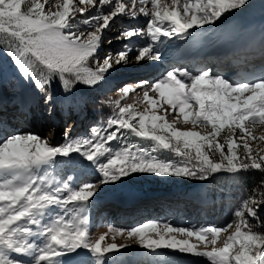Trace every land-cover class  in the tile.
<instances>
[{
	"label": "snow or ice",
	"instance_id": "1",
	"mask_svg": "<svg viewBox=\"0 0 264 264\" xmlns=\"http://www.w3.org/2000/svg\"><path fill=\"white\" fill-rule=\"evenodd\" d=\"M79 2L95 7V0ZM137 2L143 5L138 10ZM99 3L112 5V0H99ZM129 3L132 9L126 11L127 4L122 0H115L108 14L93 18L97 24L94 25V30L85 34L78 30L65 31L71 28L75 11H79L81 15L85 11L83 8L73 9V15L69 17L70 0L64 3L63 11L51 15L44 13V5L39 0H0V31L19 41L13 51L15 62L24 77L37 85L49 114L54 107L49 91L53 78L62 81L65 91L71 93L76 84L95 85L114 65L131 63L130 49L127 46L125 51L117 53L115 57L109 53L102 60L96 58L101 33L118 15L134 20L138 11L149 18L146 31L136 28L125 30L121 35L129 39L147 36L150 43L138 50L136 59L156 61L160 56L155 54L154 46L160 42V38L187 39L191 35L190 29L213 24L229 10L247 7L250 0H183V3L181 0H172L170 5L161 4V0H129ZM25 4L27 8L23 10L22 6ZM90 58L97 60L95 70L87 66ZM29 69H32L31 76ZM178 72L179 76L187 77L191 83L179 79L176 71H169L166 79L150 86L152 91L158 92L159 97L173 109L179 106V113L184 115L185 121L192 116L194 125L199 120L206 121L216 133L225 125L239 128L242 145L230 141L225 153L224 144L216 141L215 135L203 137L194 132L176 130L167 122L160 123L163 117L138 114L131 105L120 107L119 102L116 117L109 118L107 122L109 126L115 125L116 130L107 135H101L93 129L95 134L91 137L73 140L66 132L63 146L50 145L45 138L35 134L13 135L0 142V172L12 174V179L0 183V264H22L15 256L33 253V264H58L60 257L81 247L100 256L125 247L112 243L102 248L101 243L105 239L103 235L98 241L91 243L86 238L88 218L75 215L70 219H66L65 215L57 216L38 233L43 238L42 242L33 243L34 229L39 227L34 218L38 213L50 206L64 210L65 214L83 211V202L89 201L97 190L93 184H85L79 189L70 187L68 183L54 187L51 181L44 178L25 176L33 169L50 164L58 156L69 157L71 153H79L94 163L106 156V162L98 165V171L102 174L101 183L104 184L119 182L132 174L187 177L206 181L213 174L222 171L235 174L258 169L264 172V156L254 154L248 141L244 139L245 135H250L246 122L250 121L254 125L259 121L264 124V79L234 85L220 76L210 75L207 70L197 75L184 69ZM140 83L142 86L147 84ZM130 90L131 86L125 85L122 89L123 96L126 97ZM144 98L153 106L159 103L150 99L148 91H144ZM192 100L198 105V110L194 113L186 112V108L192 107ZM120 129H128L137 137L154 141L182 159L178 162H165L142 149L136 148L133 151L128 146L113 151L106 145L119 138ZM252 139L255 140L256 137ZM238 148L241 150L238 151ZM216 152L220 153L219 160L211 158ZM65 191L67 196L63 195ZM75 202H81L79 207ZM70 203L73 204V209H68ZM251 203L252 206H249V202L245 201L242 208L235 210L234 215L240 218V222L236 225L235 233L227 237L222 247H217L218 238L221 232L231 227L230 224L224 228L202 226L197 230L149 221L130 230L115 231L117 235H124L126 231L129 239H136L143 248L154 252L156 249L179 247L181 252L206 257L211 264H264V235L253 232L252 225L244 218L245 211L249 216L257 217L258 207L264 205V198L257 200L252 197ZM172 233L195 237L205 249L210 250L196 251V245L189 243L187 239L177 240L170 235Z\"/></svg>",
	"mask_w": 264,
	"mask_h": 264
},
{
	"label": "rangeland",
	"instance_id": "2",
	"mask_svg": "<svg viewBox=\"0 0 264 264\" xmlns=\"http://www.w3.org/2000/svg\"><path fill=\"white\" fill-rule=\"evenodd\" d=\"M65 2L66 0H39V3L44 5V9H43L44 13L48 15L63 11V5ZM122 2L127 4L126 11L132 9V5L131 3H129V0H122ZM192 2H195V0H192ZM171 3L172 0H162L161 4L170 5ZM181 3H183V0H181ZM114 4H115V0H112V5H107V4L101 5L99 3V0H95V7H93L90 5L81 4L79 0L76 2L75 0L73 1L70 0V5H72V7L69 9V17L73 15V9L83 8L85 9V11L83 15H81L79 11H75L74 20L71 22L72 23L71 28L65 29V31L75 32L78 30L80 32H84L85 34H87L88 32L94 30L93 27L94 25L97 24V21L93 18H98L101 15L108 14L111 11V7ZM137 6L140 7V4H136V9L138 10L139 8ZM148 7L151 6L149 5ZM139 17H143L145 20L149 19L148 17L143 16V14L137 11V16L134 19V21ZM127 21H130V23L134 22L128 16L118 15L117 17L114 18L112 22H110L109 27L104 29L103 32L101 33V42L96 52V58L102 60V58L107 56L109 53L113 54V57H115L117 53L121 51H125L126 50L125 46H127L130 49L129 56L131 59V63L128 64L122 63L120 65H114L112 70H110L108 73H105L104 78L99 82H105L107 86L101 87L100 92H102L106 97L120 100L121 102L124 103L125 107L131 105L132 109L138 114L146 113L148 115H156L159 117H163V119L159 122L160 123L167 122L176 130L183 132H194L197 133L199 136H203V137H209L210 135H212L215 132V130H213L211 124L207 123L206 121L199 120L194 125L192 123V119H193L192 116H189L188 121H185L184 115L179 113V106H177L176 109H173L170 105L165 103L159 97L158 92L152 91L150 86L160 82L161 80L166 79L167 73L169 71H176L177 77L183 80L184 82L186 81L185 79L188 78L179 76L178 70L177 69L174 70L173 67H171V65H173L172 63H167L169 65H166L165 58L167 56V53L164 56L162 62H160L159 60L153 61L149 59H143L138 61L136 59V56L138 55V50L140 48L145 47L146 43H144L145 42L143 41L144 39L139 41L138 40L129 41V38H125L121 35L122 32L128 30V27L126 25L130 23H128ZM220 24L221 27H219ZM217 28H219V30ZM189 31L190 34L195 33L194 35L189 36L191 37L190 41H189L190 39L189 37L187 39H179V40L186 41L187 43L185 45L188 46L189 43L191 47H193V49L197 51L196 48H198V51L202 53L200 54V56H198V54L194 55L195 56L194 60H198V63H201V67L199 68L204 69L205 71L207 69L206 65L208 64L203 63L204 61L203 58L207 57L210 59L211 63L208 66L212 67V69L215 67L214 74L212 75L211 73L212 76H220L221 78H224L222 77V75H220L222 74V71L224 69L231 70V72L234 73L232 71L234 68L233 65H227V64L234 63L236 56L235 58L233 57L234 55H231V57L221 56L220 58H218L216 57L217 55L215 54L205 55L203 50H205L206 53H210L211 52L210 49H212V50H216L218 53L221 54L222 51L223 50L226 51L232 43H235L234 47L238 46V48L244 50L245 52L242 55L243 56L242 61H240V64L238 66L239 69L243 68V66L246 65L264 66V0H250V4L247 7L243 9L229 10V12L222 14L220 20H217L213 24L204 25L203 28L194 27ZM155 54L161 55V52L155 48ZM237 56L238 58H241L239 57L240 55ZM93 60L95 61L96 59ZM191 60L192 58H188V61ZM0 61H2L1 55H0ZM89 62L90 61H88V63ZM2 63H0V70H1L0 130L1 129L3 130L6 124L9 127H11L13 130L20 129L21 131L19 134H23V135L35 134L37 136L45 138L50 145H56V146H63L65 144L66 132L68 134V137L73 139V137L79 132V129L82 127L83 124L81 121V113L84 110V105L82 104V102L78 100L74 105L76 110L79 109V113H78L76 111H73L72 108H70L73 106V104L71 103L68 97L57 96V94H53L52 92L51 95L53 97V102H54V107L52 109V112H59V113L60 111L68 112L67 115L68 119H66L63 124H60L61 129L56 131L54 130V127L51 126V123L55 124L57 117L60 118L61 113L59 115L58 113H56L55 114L56 116L50 118L52 114L49 115L47 113L49 112L48 106L47 105L45 106V104L43 103V96L37 90L36 85L28 87V90L24 91V93L22 94L18 90H11L10 93L12 95H10L8 93L9 92L8 87L4 88L3 86L6 85L2 86V84L8 82L14 84L16 87L20 86V84L22 86L23 73L19 65L9 71L7 67ZM95 63L97 65V60L95 61ZM178 66L180 67V64H178ZM189 70H195V69H189ZM9 77L10 79L9 81H7ZM256 77L261 78L260 80L264 79V71L261 70V68H259V70L256 72ZM254 79L255 77L248 78L247 76L241 75V77H236L233 80H228V79L227 80L232 84L236 85L242 83H254L252 82V80ZM140 82H147V84L142 86ZM125 85H130L132 89L128 92L126 97L123 96V92H122V89L124 88ZM12 91L15 92L12 93ZM144 91H148L150 99L156 100L159 103L153 106L149 102V100H145ZM245 95H247V93ZM35 97L37 103L34 104ZM190 103L192 107L186 108L185 111L189 113H194L195 111L198 110V105L194 100L190 101ZM27 104L30 106L28 110L25 109ZM39 111L42 112L40 114L43 116L42 118H44L46 121L39 117ZM71 111L75 112L76 118H73L74 113ZM36 113L37 115L35 117H32V114L35 115ZM2 119L5 120V122L2 121ZM33 119L35 122H31V120ZM48 120H50V122L47 124ZM7 121H9L8 123L10 124H7L6 123ZM88 125L94 126L93 122L89 123ZM40 126L44 128H42L41 130H37V127ZM246 129L247 132L250 133V135H245L244 139L248 141L249 146L253 149V153L259 154L260 156H264V124L259 123V121H257V123L253 125L249 121L246 122ZM13 135H17V134H11L10 137ZM226 136H227L226 140L228 142L235 141L237 144L240 145H242L243 143V141L239 139L241 136V130L239 128H235V126H233L231 131L226 132ZM252 137H256V139L253 140ZM218 142L221 143L220 141ZM82 158L84 157H82L81 155L78 156L77 153H71L69 157L58 156L55 158V160L52 163L42 166L39 169H33L32 172L25 174V176H37L39 178H44L46 180L51 181L53 184L55 181L53 175H55V173H58V177H62V175H66V179H63L62 182L60 181L61 182L60 185H63L64 183H68L70 187L79 189L81 186L85 184H93L97 189L94 196L91 197L89 201L83 202L84 203L83 211L80 212L72 211L65 214L64 210H62L63 212H58L54 209L55 207L50 206L47 210L40 213L42 215L41 220L48 218L51 219L47 222L44 221L45 223L43 224H41L42 222H39L40 221L39 219L38 220L36 219L41 229L42 227L44 228L50 225L55 220V218L60 215H65L66 219H70L74 215L78 217H87L88 224H87L86 238L91 243H95L96 241L99 240L100 236L103 235L105 236V239L101 243L102 248L106 247L109 244L116 243L117 245L125 246L122 247L120 251L117 252H129L130 250L131 251L134 250L138 252L137 249L133 247H142V246L137 242L136 239H129L127 237L126 231L124 235H117L115 230L117 229L130 230L138 225H142L143 223L149 221L168 223L170 226L184 227L186 229L198 230L202 226H215L219 228H224V226L220 227L218 224H216L213 218L210 219V213L212 212L208 211L209 204H207V201H205L207 206L205 205L204 200L200 201L202 203L200 205L202 206V210L193 213L192 210L196 206H198L196 202L188 203L189 204L188 206L187 203L182 201L186 206L183 208L184 210H179V206L176 204L177 199L174 200L169 199V201L173 203V206H176L178 210H176L173 213L158 214V212L155 210L160 208V202L164 201V199L163 200L159 199L158 194H154L151 196L142 195L140 192L136 190L131 191L129 189L120 187L124 185H118V187H115L116 188L115 189L110 187L108 184L101 183L102 174L99 173V171H97L96 173H92L96 176L89 177L88 171L90 169L93 170L95 169L92 167L91 161L87 159L84 160ZM67 169L68 170L72 169L75 172L71 173ZM254 171L257 174L263 173L258 169H249L247 172L249 175H251ZM38 173H40V175H38ZM5 176L6 173L0 172V178L3 179L1 182L7 181V178ZM212 178L214 179V176H212ZM63 195L67 196L68 193L65 191ZM116 195H120L118 196L119 200H124V202L132 203L134 207L147 205L152 210H154L155 214L152 213L153 216L163 215L165 218L159 220L139 219V221L132 223L127 221L132 216V214H127L125 217L126 219L124 218V220L120 221V219L118 218L120 217V215L118 214L120 213V211L126 212L127 207L125 205L123 207L120 204L121 207L118 206L120 208V211L113 209L116 203L113 200L116 199ZM141 197L143 198L151 197V200L146 203H139L142 200H147L143 198L140 199ZM261 198H264V195L258 197L257 200ZM102 199H110V200L102 201ZM100 201L102 205L99 207L98 212H96L98 209V208L96 209V206L100 204ZM248 202L249 205L252 206L251 201ZM79 204L80 203L78 202L76 203L77 207H79ZM102 208H109V211H112L113 213L108 215L106 212L101 211ZM68 209H73L72 203L68 205ZM188 210L190 213L187 214L186 212ZM258 212L264 214V205H260L258 207ZM44 213L50 215V217L43 215ZM167 214H171V215H167ZM51 216L53 218H51ZM236 225L237 223H234L231 225V227L227 229V231L221 232L220 237L218 238L217 241V247H222L227 237L235 233ZM110 228L113 230L110 231L109 230ZM150 235L154 236V234L152 233H150ZM170 235L174 236L177 240H184V239L189 240V243L196 245V249H195L196 251L210 250V248L205 249L203 244L198 242L195 239V237L189 238L179 233H172ZM113 237L115 238L113 239ZM81 248L82 249L80 250L79 248L77 249L76 251L77 254L79 253V251L81 252V250L82 252L86 251L87 259H90V257L95 255L89 249L83 247ZM160 250L169 252L170 255L175 256L173 258L174 260L176 259L183 260L185 264L188 258L190 260L191 257L192 262L197 264V262L192 259L196 255H194L191 252L182 253L179 250V247L162 248ZM180 253H182L183 255L187 254L189 256L183 257L180 256ZM197 257L200 256H196V258ZM200 258H202V256ZM159 262H161V259L159 260ZM162 263H164V261ZM207 263H210V261H206V262L201 261L199 264H207Z\"/></svg>",
	"mask_w": 264,
	"mask_h": 264
},
{
	"label": "trees",
	"instance_id": "3",
	"mask_svg": "<svg viewBox=\"0 0 264 264\" xmlns=\"http://www.w3.org/2000/svg\"><path fill=\"white\" fill-rule=\"evenodd\" d=\"M26 8L27 4L22 6L23 10H26ZM18 45V40L11 37L8 33L0 31V55L9 71L18 66L13 55V51ZM89 61L88 67L95 69L97 66L95 63L96 60L94 61L90 58ZM31 73L32 69H29V76H31ZM26 80L29 87L36 85L33 80ZM105 86H107L105 82H97L92 86L78 83L73 87L71 93H67L64 89L63 82L58 78H53L49 89L50 94L53 92L57 96H66L73 105H75L76 101L80 100L84 105V110L81 113V121L83 124L79 132L73 137V140L91 137L95 134L93 129L99 131L101 135H107L116 130L115 125L109 126L107 122L109 118L116 117L118 113L117 102H119L120 107H125V105L120 100L106 97L100 92L101 87ZM138 119L139 116H137ZM91 122H93L94 126L88 125ZM132 123H136V121H132ZM232 128L225 125L221 129L222 131L219 133L214 132L209 136L215 135L216 141L224 144L223 151L225 153L228 150L226 132L231 131ZM118 137V139L111 141L106 146L111 147L113 151L121 150L125 146L131 147L133 151L139 148L165 162H178L182 159L181 157H177L173 151L163 149L154 141L135 136L128 129H120ZM153 149L156 150L153 151ZM192 154L194 155V150ZM77 155L79 156L80 154L77 153ZM211 158L219 160L220 153L216 152ZM82 159L86 160L85 157ZM106 159L107 157L105 156L96 163L91 162L94 168L98 170L99 163L106 162ZM213 176L214 179L210 177L206 181H199L187 177H159L152 174H132L122 178L119 182L108 183V185L112 188L118 187V185H124L120 187L136 190L141 192L142 195L150 196L157 193H166L174 198H179L180 196H205L207 198V204H209L208 211L212 212L210 213V219L213 218L214 222L220 227L234 223L238 224L240 218L234 215L235 210L242 208L244 202L251 201L252 197L257 199L264 195V172L257 174L254 171L249 175L247 171H241L235 174L222 171L213 174ZM244 218L252 225L253 232L264 235V214L258 212L257 217L254 218L249 216L247 211H245ZM244 231H247V229H244Z\"/></svg>",
	"mask_w": 264,
	"mask_h": 264
},
{
	"label": "bare ground",
	"instance_id": "4",
	"mask_svg": "<svg viewBox=\"0 0 264 264\" xmlns=\"http://www.w3.org/2000/svg\"><path fill=\"white\" fill-rule=\"evenodd\" d=\"M73 1V0H72ZM76 1H78V0H75V2ZM161 3H162V0H161ZM137 4H139V2H137ZM143 5H140V7H142ZM149 6V5H148ZM72 7V5H70V7H69V9ZM138 7V6H137ZM139 8V7H138ZM141 18V17H140ZM139 20V19H138ZM134 21V20H133ZM130 22V21H129ZM128 22V23H129ZM116 24H117V22H116ZM117 29H119V28H117ZM195 34V33H194ZM194 34H191L190 36H192V35H194ZM190 39H189V41L191 40V37H189ZM143 39H146V36H144L143 37ZM192 39H195V38H192ZM129 40H142V38L141 37H139V36H137V37H133V38H130ZM176 40H178V39H175V38H173V39H169V38H164V37H162V38H160V42L158 43V44H156L155 46H154V48H156L158 51H160L161 52V56L163 57V58H160L159 59V61L160 62H162L163 61V59H164V56L166 55V53H167V56H168V54H169V52H171L172 50H174L175 49V55L174 56H166V58H165V61H166V65H169V64H167V63H172L173 65H171V67H173V69L174 70H176V69H178V70H180V69H186L187 68V66L189 65L181 56H180V54H178V50H176V48L175 47H177L178 45L177 44H174V41H176ZM148 43H150V41L149 42H147L146 43V45L148 44ZM187 42L185 41V44H186ZM248 44V43H247ZM246 44V45H247ZM145 45V46H146ZM252 47V46H251ZM191 48V49H190ZM237 48H238V46H237ZM193 49V47H191V45L188 43V48H187V50H186V52H188V53H193L194 52V49ZM228 50V49H227ZM182 51V50H181ZM211 53V52H210ZM197 54V53H196ZM196 54H194V55H196ZM202 54V53H201ZM212 54H215V53H212ZM236 54H238V52L236 53ZM215 55H217L216 57H218V58H220L221 56H224V55H222V54H215ZM195 57V56H194ZM215 57V58H216ZM204 59V61H203V63H205V64H210L211 63V61H210V59L209 58H207V57H204L203 58ZM189 62H191L192 64H193V66H192V69H195V70H189L190 72H191V74L192 75H197V74H200L201 72H203L204 71V69H201V68H195V66L196 65H198V60H194V58L191 60V61H189ZM223 62V61H222ZM175 63V64H174ZM177 63V64H176ZM178 64H180V67L178 66ZM204 64V65H205ZM183 65V66H182ZM191 66V65H190ZM212 66V65H211ZM182 67V68H181ZM201 67V66H200ZM29 71V70H28ZM193 71H195V72H197V73H195V72H193ZM198 71H201V72H198ZM214 71H215V67L212 69V72H210V75H211V73H212V75L214 74ZM147 72V71H146ZM226 75H227V73H226ZM186 81V83H190L191 81L189 80V79H185ZM10 95H12L11 93H10V91L8 92ZM74 106V105H73ZM28 108H30V106L27 104L26 105V107H25V109L26 110H28ZM74 111V110H73ZM73 111H71V112H73ZM40 113H42V112H40L39 111V117L41 118V119H44V118H42L43 116L40 114ZM48 114H49V112H47ZM56 113H58V115L61 113V116H60V118H58L57 117V120H56V122H55V124H53V123H51V126H53L54 127V129L57 131V130H59V129H61V125L60 124H63L64 123V121L66 120V119H68L67 117V115H68V112L67 111H63V112H61L60 111V113L59 112H52L51 114H52V116H50V118L51 117H53V116H56L55 114ZM74 113V115H73V118H76V114H75V112H73ZM51 114H49V115H51ZM37 115V113L35 114V115H33L32 114V117H35ZM64 115V116H63ZM62 116H63V118H62ZM45 120V119H44ZM28 121V120H27ZM46 121V120H45ZM12 122V121H11ZM31 122H35L34 121V119L33 120H31ZM50 122V120H48V122H47V124ZM38 126V125H37ZM46 127V126H45ZM57 127H60V128H57ZM4 128V127H3ZM15 128V127H14ZM42 128H44V127H42V126H40V127H37V130H41ZM2 130V129H1ZM15 130H20V129H15ZM31 130H33V129H31ZM30 130V131H31ZM37 130H35V131H37ZM35 133H37V132H35ZM3 141H5V140H2V142ZM71 172H75L74 170H70ZM55 174H58V173H55ZM7 180H9V179H7ZM61 181V180H60ZM143 197H141L140 199H142ZM103 200H110V199H102V201ZM77 203V202H76ZM123 207H124V205L126 206V207H128L129 206V204L130 203H128V202H123V203H120ZM102 204H101V201H100V204L98 205V206H96V209H97V211L96 212H98V210H99V207L101 206ZM108 205V204H107ZM110 205V204H109ZM72 206H73V204H72ZM77 206V205H76ZM134 207V206H133ZM158 207V206H157ZM101 209V208H100ZM122 209V208H121ZM125 210V209H124ZM126 211V210H125ZM127 212V211H126ZM126 212H121L120 211V213L118 214V215H120V218H124L126 215H127V213ZM135 213L137 214V215H140L141 213H148V209L146 208V207H144V206H141V207H138L137 209H136V211H135ZM154 214H155V212H154ZM155 216V215H154ZM42 215H40V214H37L34 218L35 219H39L41 222H42V224L43 223H45V222H47V221H49V220H51V219H43V220H41L42 218ZM130 217V216H129ZM116 218V217H115ZM126 219V218H125ZM45 221V222H44ZM43 228V227H42ZM36 229V228H35ZM34 229V230H35ZM36 231V230H35ZM33 237H35L34 235H33ZM33 237H32V239H33ZM42 240H43V238H42ZM39 242H42L41 241V239L40 240H38L36 243H39ZM35 242H34V244H36ZM77 251V250H76ZM75 251V253H73V252H68L66 255H64V256H62V257H60L59 258V261H62L63 263H68L69 261H71L72 259H74L78 254H77V252ZM138 252H136V251H129V252H113V253H108V254H106L105 255V257L106 258H108V257H111L110 258V264H114V261L117 259V258H119V257H122L123 258V260H124V263H122V264H138V262L140 261V263L142 262V260H143V262H145L146 261V259H148V258H144L143 259V257H141V258H139L138 256V253H140L139 252V250H137ZM166 253H168V254H170L169 252H166ZM182 253H185V252H182ZM182 253H180V256H189V255H187V254H182ZM130 256L131 257V259H129V258H127V256ZM191 258V257H190ZM15 259H17L18 261H21L22 262V264H33V259H34V253L33 254H30V255H28V256H15ZM151 260H153L156 264L157 263H159V260L160 259H158V258H156V257H151ZM165 264V263H164Z\"/></svg>",
	"mask_w": 264,
	"mask_h": 264
}]
</instances>
